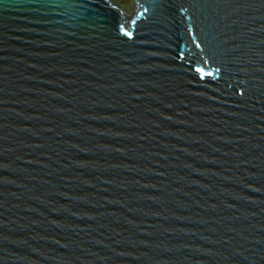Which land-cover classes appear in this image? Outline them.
<instances>
[{
    "label": "water",
    "instance_id": "1",
    "mask_svg": "<svg viewBox=\"0 0 264 264\" xmlns=\"http://www.w3.org/2000/svg\"><path fill=\"white\" fill-rule=\"evenodd\" d=\"M0 264H264V0H0Z\"/></svg>",
    "mask_w": 264,
    "mask_h": 264
},
{
    "label": "snow or ice",
    "instance_id": "2",
    "mask_svg": "<svg viewBox=\"0 0 264 264\" xmlns=\"http://www.w3.org/2000/svg\"><path fill=\"white\" fill-rule=\"evenodd\" d=\"M126 35H130V33H125ZM197 71H202V69H197Z\"/></svg>",
    "mask_w": 264,
    "mask_h": 264
},
{
    "label": "rangeland",
    "instance_id": "3",
    "mask_svg": "<svg viewBox=\"0 0 264 264\" xmlns=\"http://www.w3.org/2000/svg\"><path fill=\"white\" fill-rule=\"evenodd\" d=\"M123 1H125V2H129L130 0H123Z\"/></svg>",
    "mask_w": 264,
    "mask_h": 264
}]
</instances>
